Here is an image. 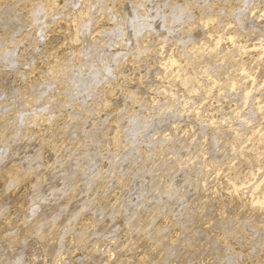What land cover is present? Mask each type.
Instances as JSON below:
<instances>
[{
  "label": "bare ground",
  "instance_id": "obj_1",
  "mask_svg": "<svg viewBox=\"0 0 264 264\" xmlns=\"http://www.w3.org/2000/svg\"><path fill=\"white\" fill-rule=\"evenodd\" d=\"M9 88L0 264H264V0H0Z\"/></svg>",
  "mask_w": 264,
  "mask_h": 264
},
{
  "label": "rangeland",
  "instance_id": "obj_2",
  "mask_svg": "<svg viewBox=\"0 0 264 264\" xmlns=\"http://www.w3.org/2000/svg\"><path fill=\"white\" fill-rule=\"evenodd\" d=\"M109 3H110V1H109ZM75 13H76L75 10H73V12H72V10L67 11V14H66L67 18H70L71 15H73ZM54 27H56V26H52L49 29H45L44 32L51 31V32H49V35L55 34V31H53L55 29ZM36 33H37V31H36ZM22 44H24V43H20V45H22ZM24 46H25V44L22 45V47H24ZM23 49L24 50L21 51V53H28V52L30 53V56L28 59L32 63V66H33V64H36V65L41 64L43 62V60H46V58L49 57V55H47V54L49 52H51L49 46L46 47L45 50H43L44 46L42 44H40V46H38L36 48L26 49V47H24ZM38 72H39L38 69H36L35 73H38ZM14 94H15L14 90H12L10 88L7 89L6 92L4 93V97L0 98V105L4 103V101H3L4 99L5 100L11 99L14 96Z\"/></svg>",
  "mask_w": 264,
  "mask_h": 264
}]
</instances>
